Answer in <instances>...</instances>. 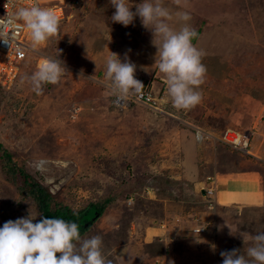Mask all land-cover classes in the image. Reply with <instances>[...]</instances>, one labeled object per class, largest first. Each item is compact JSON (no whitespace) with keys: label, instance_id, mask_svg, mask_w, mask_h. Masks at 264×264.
I'll use <instances>...</instances> for the list:
<instances>
[{"label":"rangeland","instance_id":"374dc122","mask_svg":"<svg viewBox=\"0 0 264 264\" xmlns=\"http://www.w3.org/2000/svg\"><path fill=\"white\" fill-rule=\"evenodd\" d=\"M40 1L62 6L65 15L59 35L45 45H32L31 60L21 63L17 79L0 87L3 149L49 189L55 205L76 211L90 204L105 207L82 237L101 236L103 253L112 264H152L143 250L148 229L143 226L163 217L171 203L168 190L197 193L201 206L209 204L215 210L206 223L193 226H206L208 235L195 233L190 224L183 226L185 237L199 241L197 259L204 258L206 250L212 264H223L220 253L233 249L250 259L246 250L252 241L245 243L243 236L264 232V205L221 210L210 202L212 195L201 196L205 183H198L208 175L250 170L260 172L264 180V0H182V7L164 0L173 13L191 14L188 23L198 33L193 44L205 53L203 99L187 110L173 106L166 78L155 66L153 34L138 16L125 27L111 20L116 10L110 0ZM131 2L135 11L142 0ZM170 24L180 27L175 18ZM111 52L136 65V79L143 89L153 91L155 106L131 102L119 107L113 102L116 93L106 77ZM40 56L59 58L68 73L38 94L30 77ZM196 127L216 136L229 127L253 135L257 131L250 147L254 155L215 139L210 141L216 146L209 140L198 142L193 136ZM136 178L145 185L137 190L138 200L129 194ZM105 198L113 200L107 205ZM30 212L36 223V203L6 180L0 158V227ZM155 244L159 255L163 246ZM182 245L173 249L186 251Z\"/></svg>","mask_w":264,"mask_h":264},{"label":"clouds","instance_id":"9594fccd","mask_svg":"<svg viewBox=\"0 0 264 264\" xmlns=\"http://www.w3.org/2000/svg\"><path fill=\"white\" fill-rule=\"evenodd\" d=\"M110 3L116 10L111 17L113 22L128 27L138 16L142 25L152 32L158 49L155 66L166 78L167 94L173 106L187 110L200 104L203 99L200 86L205 82L207 67L202 62L205 53L193 44L198 33L188 23L191 14L182 10L173 13L164 0H142L135 5V11L131 0H110ZM174 3L182 7V0ZM174 18L180 22L179 28L170 24ZM15 21H21L29 30L33 47L47 44L61 31V20L55 11L38 4L19 7L9 23ZM125 59L122 62L118 54L112 53L106 60V77L113 92L121 97L138 94L145 87L136 79V65L127 56ZM67 73L59 58L45 59L30 81L34 91L40 94L44 85L58 84ZM35 218L30 212L27 218L9 220L0 227V264H112L103 253L101 236L83 238L75 222L45 217L34 223ZM243 239L245 243L252 241L246 250L250 259L233 249L220 253L223 264H264V232Z\"/></svg>","mask_w":264,"mask_h":264},{"label":"crops","instance_id":"0c3cea01","mask_svg":"<svg viewBox=\"0 0 264 264\" xmlns=\"http://www.w3.org/2000/svg\"><path fill=\"white\" fill-rule=\"evenodd\" d=\"M180 119L182 118L180 117ZM234 128L246 132L243 129L236 127ZM255 134H257V131H255ZM255 134L252 135V137L256 136ZM193 136L198 142L206 141L198 140L196 138L195 132H193ZM215 143L211 142V144H208L216 146ZM189 159L187 158V160L192 163L191 156H189ZM209 176L212 175H208L203 180H201L198 183L199 186L200 184L205 183V187H209L211 185V183L208 181ZM212 177L216 178L215 184L217 186V190L212 198V201L215 202L216 207L228 209L245 206L262 207L264 205V180L260 172L250 170L238 174L235 172L231 173L230 171ZM201 187H197L196 185L198 190H200ZM202 193L203 194H201V196H207L203 191ZM195 195H197V193H195ZM195 195H193L191 192L187 194V191H181V194L178 195L180 199L177 201H169L171 202L170 205H167V207L164 208L165 211H163V217L152 220L151 222H153V225L143 226L148 227V229L145 231L146 234L144 232L145 240L143 241V250L144 254L147 256V259L150 258L153 260L152 264H156L158 260L160 264H212L213 257H211V255L208 256L207 254L204 255L206 250H202L203 255H201L202 257H205L202 259H197V256L194 252L198 249V239L196 240L184 236L185 228L183 226L190 224V228L193 231V226L197 223L194 220L196 216L201 219V223H206V221H208V217H212L214 215L215 210H212L213 207L209 204L208 206H201L199 204L201 203V200L196 198ZM191 198H193V200ZM194 198H196V200ZM162 200L165 201L166 198ZM203 214H205V217H203ZM205 235H208V233L205 232ZM156 241H159L160 244H163L167 253L161 251L159 255L155 254L154 249L156 247ZM127 243H129V239L127 240ZM175 244L178 246L179 244H183L180 248H184L186 251H179L178 248V250H174L173 248ZM169 245L172 247L171 250L167 249V246ZM169 255L170 258H168ZM144 262L145 261L142 262L141 260H138L136 263Z\"/></svg>","mask_w":264,"mask_h":264},{"label":"built area","instance_id":"2783aa9c","mask_svg":"<svg viewBox=\"0 0 264 264\" xmlns=\"http://www.w3.org/2000/svg\"><path fill=\"white\" fill-rule=\"evenodd\" d=\"M37 4L41 7L53 9L60 20L64 18L65 11L59 5L46 6L40 0H0V85L2 86L6 85V83L12 84L17 79L21 63L30 61L33 52L28 29L23 26L21 21L9 23V19L19 7H31ZM45 59L50 58L40 56L36 60L37 68ZM113 102L119 107H124L131 102H140L149 106H155L158 100L151 91L144 89L138 94L133 93L126 97H121L116 94ZM195 130L198 140L213 141L215 139L233 150L251 154L250 147L252 145L253 132L250 130L243 132L229 127L221 135L217 136L206 131L203 132L200 128H195ZM208 181L211 185L205 187L204 190L206 195L214 196L217 190L215 184L216 178L209 176ZM195 221L201 222V219L197 217ZM193 231L198 234L203 233L206 231V226L196 225L193 227Z\"/></svg>","mask_w":264,"mask_h":264},{"label":"trees","instance_id":"16d2710c","mask_svg":"<svg viewBox=\"0 0 264 264\" xmlns=\"http://www.w3.org/2000/svg\"><path fill=\"white\" fill-rule=\"evenodd\" d=\"M0 87H2V85H0ZM149 91L152 90L149 89ZM217 143L222 144L221 142H217ZM0 158L2 160V171L6 180L12 183L13 185H15L24 197L31 196L34 202L36 203V206L38 208L37 222H39L42 218L45 217L64 219L66 222H75L78 224L80 233L82 235L86 230H88L91 227L94 220L100 217L104 212L105 207L100 206L98 204H93V205L90 204V206L86 207L85 209H81L77 211L73 210L71 207H68L66 205H62V204L55 205L54 202L55 197L49 191V189L45 185H43L39 179L29 174L25 167L18 166V163L12 159L11 153L8 150L3 149L1 144H0ZM137 179L138 178L134 179V182H132L134 186L131 188L129 194H132L131 197L135 196V198L138 200L139 192L137 190H139V188H142L145 185H143L144 183L137 181ZM147 182L149 184H153L150 180ZM160 184L161 183H158V187H157L159 191H160L159 188ZM167 192H168L166 193L167 198L175 201L180 199L177 193L172 192L170 190H168ZM112 200H113L112 198H105V202L107 203V205L111 203ZM223 209L226 208H222L221 210ZM197 217L198 216H196L194 220ZM161 245L163 246V244ZM162 251L166 252L164 246Z\"/></svg>","mask_w":264,"mask_h":264}]
</instances>
